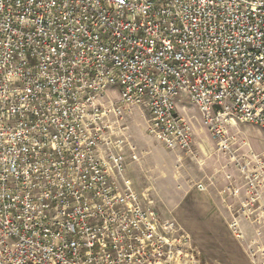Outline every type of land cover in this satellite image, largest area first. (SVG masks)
Segmentation results:
<instances>
[{
    "label": "built area",
    "instance_id": "2783aa9c",
    "mask_svg": "<svg viewBox=\"0 0 264 264\" xmlns=\"http://www.w3.org/2000/svg\"><path fill=\"white\" fill-rule=\"evenodd\" d=\"M186 97L239 172L228 229L264 264V0H0V264H208L128 174V118L194 154ZM203 191V187L199 186Z\"/></svg>",
    "mask_w": 264,
    "mask_h": 264
},
{
    "label": "rangeland",
    "instance_id": "374dc122",
    "mask_svg": "<svg viewBox=\"0 0 264 264\" xmlns=\"http://www.w3.org/2000/svg\"><path fill=\"white\" fill-rule=\"evenodd\" d=\"M178 111L192 121L196 130L194 154L167 150L148 136L149 116L144 109L136 108L127 124L140 161L130 163L128 174L140 192L152 194L161 217L174 218L191 234L208 264H253L246 244L237 241L227 228L228 216L226 218L223 207L226 202L219 194L229 182L224 176L234 175L235 170L228 165L230 161L218 153L206 130L202 131L198 108L188 100H181ZM236 132L248 144L243 152H264V128L245 123L238 125ZM200 143L205 144L207 154ZM256 240H264V235L257 237L250 226L247 243Z\"/></svg>",
    "mask_w": 264,
    "mask_h": 264
},
{
    "label": "crops",
    "instance_id": "0c3cea01",
    "mask_svg": "<svg viewBox=\"0 0 264 264\" xmlns=\"http://www.w3.org/2000/svg\"><path fill=\"white\" fill-rule=\"evenodd\" d=\"M185 98V99H184ZM183 100H187V98L186 97H182V101ZM179 105V104H178ZM202 128V131H203V127H201ZM200 128V129H201ZM196 141H197V135H196V130H195V145H196ZM204 143V142H203ZM203 143H200L199 144V146L201 147V149L203 148L202 147V145H205V144H203ZM206 147V146H205ZM217 149V148H216ZM202 151L204 152L205 150H203L202 149ZM204 153H206V152H204ZM224 157V156H223ZM227 161H228V159L227 158H225ZM232 169H234L235 170V172H234V175H225L224 176V178H227L228 179V177H231L232 179H235L238 183H240L241 181H242V178H241V176H240V174H239V172L231 165V164H228ZM225 184H227V180H225ZM219 194H220V192H219ZM220 197L222 198V200L223 201H225V199L220 195ZM226 202V201H225ZM228 203H229V201L228 202H226L225 204H224V202H223V204L225 205V206H223L224 208H226L225 210H226V218H227V206H228ZM244 224V227H245V230L247 231L248 230V228L250 227L248 224H246V223H243ZM226 225H227V223H226ZM228 226V225H227ZM248 227V228H247ZM228 228V227H227ZM249 233V232H248ZM262 243L264 244V240H262Z\"/></svg>",
    "mask_w": 264,
    "mask_h": 264
},
{
    "label": "bare ground",
    "instance_id": "6f19581e",
    "mask_svg": "<svg viewBox=\"0 0 264 264\" xmlns=\"http://www.w3.org/2000/svg\"><path fill=\"white\" fill-rule=\"evenodd\" d=\"M202 147H203L202 149L205 150L204 152H206V154H207V150H206L205 145H202Z\"/></svg>",
    "mask_w": 264,
    "mask_h": 264
}]
</instances>
